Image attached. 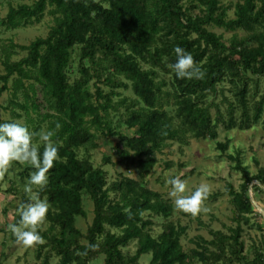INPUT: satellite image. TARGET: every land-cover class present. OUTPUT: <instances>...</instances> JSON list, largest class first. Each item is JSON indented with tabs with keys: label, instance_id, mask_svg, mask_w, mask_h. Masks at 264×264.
Wrapping results in <instances>:
<instances>
[{
	"label": "trees",
	"instance_id": "1",
	"mask_svg": "<svg viewBox=\"0 0 264 264\" xmlns=\"http://www.w3.org/2000/svg\"><path fill=\"white\" fill-rule=\"evenodd\" d=\"M5 3L0 32L34 25L45 15L50 18L45 35L26 44L11 38L0 44V95L3 91L10 95L6 104H0L9 116L0 122H21L37 132L52 129L58 146L48 184L39 193L49 202L48 225L39 229L43 242L33 245L39 264H49L54 256L55 264H96L100 256L104 264H141L139 258L146 253H151L146 264H264V238L251 256L243 253L240 240L241 223H249L254 208L250 189L256 197L264 194V166L254 159L256 169L250 171L241 149L226 150L230 140L217 141L242 181L239 190L227 184L236 221L228 232L209 230L211 239L199 237L195 247L185 249L181 236L186 226L171 219L173 204L148 187L155 153L168 143L215 139L221 125L230 129L261 123L264 129V92L254 99L258 81L264 78V0ZM212 28L232 34L225 40ZM176 45L192 54L204 72L202 79L175 77L170 65L176 59ZM20 52L24 54L15 58ZM224 82L233 100L224 94ZM218 94L227 104L226 117L215 101ZM120 124L134 133H122ZM111 137L118 139L117 162L125 170L135 169L136 177L119 172L109 181L102 164L93 163L91 151L99 147L100 139ZM33 144L42 150L38 136ZM109 162V155L103 156V163ZM9 170L13 177L7 191L14 192L16 184H23L34 171L18 162ZM219 195L209 193L206 200ZM27 200L23 196L22 201ZM87 203L92 219L82 231L76 218L87 217ZM156 216L164 222L153 236ZM18 219L17 213L13 223ZM132 240L137 249L127 254L123 248Z\"/></svg>",
	"mask_w": 264,
	"mask_h": 264
},
{
	"label": "rangeland",
	"instance_id": "2",
	"mask_svg": "<svg viewBox=\"0 0 264 264\" xmlns=\"http://www.w3.org/2000/svg\"><path fill=\"white\" fill-rule=\"evenodd\" d=\"M234 1L222 0L225 4H229V2L233 3ZM6 12L7 5L5 0H0V17H3ZM228 16H233L232 8L229 9ZM49 24L50 18L48 15H45L41 22L34 25H27L11 31H1L0 44L6 42L9 38L19 44L29 43L35 36L45 35ZM212 30L217 33H223L225 40L232 34L231 31H223L219 28H212ZM238 33L240 35L244 34L243 31H239ZM23 54V52H20L15 58ZM0 71H2L1 63ZM258 83L259 86L254 99H258L261 93L264 92V78H260ZM222 86L224 94L233 100L234 98L229 90L228 82H224ZM121 92L126 95L130 94L129 91ZM9 96L8 91H3L0 95V104H6ZM220 100L221 95L218 94L215 97V101L219 103V107L224 117H226L225 108L227 104L226 102L221 103ZM235 114L239 116L240 111L238 108H236ZM8 116V111L0 108V119ZM118 129L125 134L130 135L134 133V129L126 128L123 124H120ZM227 139L230 142L226 150L233 152L235 147L236 149H241L243 163L248 165L250 171H255L256 169L254 159L257 160L259 166H264V129L261 123L245 128L236 126L230 129H225L221 125L218 128V134L215 139H192L187 145L172 142L163 147L161 152L155 153L157 161L148 174V187L160 192L164 198L170 200L173 204L174 213L171 219L173 221L178 220L180 224L186 226V231L181 236V243L185 249L195 247V242L199 237L207 240L211 239L212 235L209 230L228 232V226L235 227L236 225V221L232 218L235 215L233 206L230 203L231 196L228 194L227 184H231L236 190H239L242 181L239 172L230 168V159L222 155V151L217 147V141L224 142ZM117 142L118 139L116 137H111L106 141L100 139L99 147L91 151L93 163L95 165L102 164L103 169L107 172L109 181L116 179L119 172L136 177L135 169L125 170L124 164L117 162V155L114 150V145ZM105 155H109L111 162L103 163V156ZM170 176H179L185 181V194L190 193L194 187L204 183L208 185L210 194L219 192L220 195L215 200H204L202 209L206 208L207 211L202 210L196 216L183 213L175 208L173 198L168 195L170 186L166 184V180ZM12 177L13 173L9 169L3 175H0V262L2 264H39L41 260L35 257V247H24L19 244L7 230V225L13 223L14 215L18 213V205L23 200V196L29 200L32 195L31 192L24 191L27 180L21 185L16 184L18 186L17 192L7 191ZM249 195L254 208L253 212L248 216L250 219L249 223H241L240 240L243 242V253L251 256L253 247L258 246L264 238V210L262 202L264 194L258 193L256 197V194L250 189ZM85 208L87 210V217L85 219L81 217L76 218V226L82 231L86 229L87 224L92 219V206L87 203ZM163 222V217H153V224L151 226V234L153 236L161 232ZM257 224L260 225V228ZM47 225L48 222L45 219L41 228L44 229ZM136 249V240H132L123 248V251L127 254H133ZM150 258L151 253L143 254L139 258V262L146 264ZM56 261L57 258L54 256L50 259L49 264H55ZM96 264H104L103 256L99 257Z\"/></svg>",
	"mask_w": 264,
	"mask_h": 264
},
{
	"label": "clouds",
	"instance_id": "3",
	"mask_svg": "<svg viewBox=\"0 0 264 264\" xmlns=\"http://www.w3.org/2000/svg\"><path fill=\"white\" fill-rule=\"evenodd\" d=\"M176 59L170 65L177 79H202L204 72L194 62L192 54L179 45L173 49ZM59 123L56 128H59ZM38 136L43 144L42 150L33 144V138ZM54 131L44 129L39 132L17 121L0 122V175H3L13 162L30 166L31 171L24 187L25 192H31L29 200L18 205L19 219L7 225V230L15 240L24 247H30L43 242L40 227L46 219L49 210L47 198H40L42 191L48 184L47 173L58 159V146L52 140ZM170 186L168 195L173 198L177 210L196 216L202 210L204 200L209 195L207 184L201 183L190 193L186 192V183L179 176H170L166 180ZM35 189V190H34ZM89 248H96V244H89Z\"/></svg>",
	"mask_w": 264,
	"mask_h": 264
}]
</instances>
